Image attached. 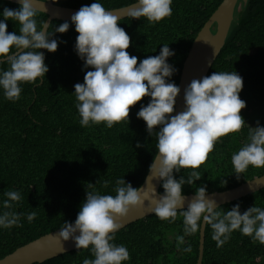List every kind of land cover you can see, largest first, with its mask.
Wrapping results in <instances>:
<instances>
[{
    "label": "trees",
    "instance_id": "16d2710c",
    "mask_svg": "<svg viewBox=\"0 0 264 264\" xmlns=\"http://www.w3.org/2000/svg\"><path fill=\"white\" fill-rule=\"evenodd\" d=\"M46 1L75 8L98 2L106 9H113L137 0ZM222 1L172 0V15L157 23H150L144 17L120 19L119 26L131 37L129 53L142 61L159 55L168 44L175 53L168 58V63L177 71L166 80L178 85L194 39ZM5 7L15 10L20 4L0 0V21H4ZM47 18V13L38 12V30L40 22ZM66 21L53 19L49 34ZM67 22L69 30L56 32L52 37L59 42L58 50L41 49L49 68L42 81L38 78L34 83H21L20 99L15 102L8 100L0 87V215L15 212L20 215L22 225L0 226V259L61 228L64 222L74 223L87 191L115 196L116 180L120 178L138 188L158 151L157 139L148 133L146 122L137 117L141 107L150 102L149 96L131 108L129 121L111 128L103 122L81 126L74 86L84 83L86 72L94 69L84 67L75 49L79 33L75 24ZM6 23L9 33L19 35L18 22L9 19ZM9 67L7 63H0V72ZM216 71L237 72L243 78L240 98L246 101V107L241 115L246 123L240 132L223 136L216 143L206 163L196 169L202 177L194 185L185 184L183 194L196 193L201 186H206L207 192L222 191L264 174V168L249 166L237 178L232 165V155L250 142V127L258 123L264 127V0L239 1L226 43L207 76ZM138 142L141 147H137ZM191 171L182 169L174 172V176L187 178ZM105 181L109 182L107 187ZM222 181L227 183L222 186ZM162 185L163 181L160 192L164 193ZM7 191H18L22 197L19 203L11 202L9 209L3 206ZM236 204L240 205L241 213L252 206L264 209V188L223 204L217 210L226 212ZM31 212L36 217L29 222L27 214ZM178 236H184L179 248ZM111 243L128 249L130 259L122 264H196L200 231L185 235L182 216L178 214L176 221L170 223L153 213L119 229ZM189 245L191 252H184ZM94 258L89 246L33 264H83L84 259ZM202 264H264V244L254 243L251 237L235 230L223 247L218 248L212 239L211 227L206 225Z\"/></svg>",
    "mask_w": 264,
    "mask_h": 264
},
{
    "label": "clouds",
    "instance_id": "9594fccd",
    "mask_svg": "<svg viewBox=\"0 0 264 264\" xmlns=\"http://www.w3.org/2000/svg\"><path fill=\"white\" fill-rule=\"evenodd\" d=\"M19 2V9L5 7L4 21H0V63L10 66L9 70L0 72V87L13 102L20 99L21 83H34L38 78L42 81L49 68L41 49L56 52L59 42L52 38L54 33H66L70 28L66 21L56 26L50 35L51 24L47 20L40 22L38 30L36 16L46 9L34 7L32 0ZM171 5L172 0H137L127 8L126 15L157 23L172 15ZM9 19L20 25L19 35L8 32L6 21ZM120 19L121 16L98 2L82 6L71 16V23L79 33L75 49L84 67L94 69L86 72L84 83L74 86L80 124L88 127L103 122L111 128L129 121L131 108L144 97H151L137 117L146 122L148 133L158 141V151L149 171L163 180L164 193L157 198L153 188L151 194L145 191L142 196L143 187H133L124 178L116 180L115 196L87 191L74 224L64 222L59 236L64 240L74 239L78 250L91 246L95 258L84 259L83 264H122L130 259L128 249L111 243L122 226L119 218L149 200L155 205L154 214L162 221L174 223L178 214L182 216L185 235L199 232L206 223L212 229V239L218 248L223 247L235 230L251 237L254 243L264 244V209L260 207L252 206L241 213L240 205L236 204L226 212L218 211L216 200L209 199L206 186H201L184 208L183 186L194 185L202 177L196 169L206 163L223 136L238 133L245 126L241 110L246 107V101L240 98L243 78L237 72L216 71L202 79H193L184 90L185 110L173 115L181 92L178 85L166 80L177 71L168 63L174 51L165 44L159 55L139 61L128 51L132 41L119 26ZM157 126H160L159 131H156ZM248 139L250 142L232 155L237 178L249 166L264 168V127L259 123L250 127ZM141 146L138 142L137 147ZM182 169L193 171L187 178L176 179L174 172ZM108 183L105 181L104 186ZM226 183L222 181V186ZM4 195L6 209L12 207L11 202L19 203L22 199L18 191H7ZM35 217V212L27 214L29 222ZM19 221L20 215L15 212L0 215V226L4 228L22 227ZM183 243L184 236H178L177 247ZM183 251L191 252V246Z\"/></svg>",
    "mask_w": 264,
    "mask_h": 264
},
{
    "label": "water",
    "instance_id": "95a60500",
    "mask_svg": "<svg viewBox=\"0 0 264 264\" xmlns=\"http://www.w3.org/2000/svg\"><path fill=\"white\" fill-rule=\"evenodd\" d=\"M9 1L20 4L19 0ZM239 1L240 0H223L198 32L183 64L178 84L181 92L177 98L175 112L173 115L185 110L186 105L184 100V90L191 83V81L193 79H202L208 75L215 59L218 57L226 43L231 25L235 20V10L239 5ZM243 1L246 3L248 0ZM32 2L34 7L46 9V11L41 10V12L48 14L46 21L48 20L50 24L53 19L71 21V16L80 9L77 7L58 5L52 1L46 0H32ZM134 3L106 10L113 11L114 14L121 16L122 19L128 17L126 15L127 8ZM162 181L163 180L161 178H157V173L148 171L145 179L139 186L143 187L141 195L143 196L145 191L151 194L152 189L155 188V195L159 198L163 195V193L160 192ZM262 188H264V174L255 176L252 179H248L241 184L226 190L207 192V197L209 199H215L217 205L221 206L250 193L256 192ZM183 195L186 198L184 205V208L186 209L188 204L195 198L196 193H184ZM154 207L155 205L149 200H145V202L139 207L131 208L126 217L119 218V222L122 225L120 229L138 219L153 214ZM60 230L61 228L51 231L18 247L12 253L1 258L0 264H33L35 262H43L54 256L76 249L75 240H64L59 236ZM205 231L206 223L200 230L199 256L196 264H202L203 261ZM76 235H79V232H77Z\"/></svg>",
    "mask_w": 264,
    "mask_h": 264
}]
</instances>
